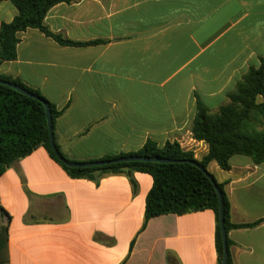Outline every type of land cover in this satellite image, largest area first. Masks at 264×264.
<instances>
[{"label": "crops", "instance_id": "obj_1", "mask_svg": "<svg viewBox=\"0 0 264 264\" xmlns=\"http://www.w3.org/2000/svg\"><path fill=\"white\" fill-rule=\"evenodd\" d=\"M18 13L0 2V25ZM54 33L85 46L58 43L37 28L19 32L17 57L0 74L37 89L60 115L55 142L76 161L178 141L200 159L192 137L197 99L215 111L264 55V0H77L47 12ZM264 100V97H261ZM230 169L211 161L224 185L233 223L264 218V162L241 154ZM73 177L40 145L0 175L2 264H218L217 218L209 208L145 220L149 173ZM234 264H264V221L232 228Z\"/></svg>", "mask_w": 264, "mask_h": 264}, {"label": "trees", "instance_id": "obj_2", "mask_svg": "<svg viewBox=\"0 0 264 264\" xmlns=\"http://www.w3.org/2000/svg\"><path fill=\"white\" fill-rule=\"evenodd\" d=\"M10 1L17 8L18 13L11 21L2 22L0 25V64L17 57V45L20 41L18 34L28 28H37L62 45L85 46L97 42L75 41L66 38L60 33L52 32L45 23L46 14L54 5L77 0ZM0 79L16 83L39 97H30L0 83V175L7 167L30 154L40 145L44 146L73 177H88L98 181L103 175L125 173L136 187L133 173L136 171L149 173L153 178V185L146 197L143 227L151 217L157 215L183 214L206 208L212 209L217 218L218 264H222L224 242L220 226V197L214 182L221 191L229 248L231 240L228 233L232 228L251 227L264 221L262 218L255 222L233 223L230 218V200L224 185L218 183L209 171L214 181L202 169L189 162L197 161L207 169L211 161H216L221 168L230 169V159L236 154L249 156L256 164L264 162V100H261V97H264V55L260 57L258 66L248 68L236 83L235 88L228 93L226 103L220 105L215 111L210 110L201 100L197 99L196 113L191 127L192 137L208 145V152L200 159L195 157L193 150L183 148L176 140L167 141L159 146L157 142L148 139L144 146L136 152H122L118 155L89 160L117 159L131 155L176 160L166 163L138 160L90 167H70L62 163L55 156L50 145L47 115L41 99L46 100L50 107L52 124L61 111H58L37 89L26 86L19 79L2 74H0ZM0 214L8 221L7 214L2 207H0ZM7 260L8 230L6 226L0 232V264ZM168 262L169 264H180L178 259L171 255L168 256ZM227 264H234L230 251Z\"/></svg>", "mask_w": 264, "mask_h": 264}, {"label": "water", "instance_id": "obj_3", "mask_svg": "<svg viewBox=\"0 0 264 264\" xmlns=\"http://www.w3.org/2000/svg\"><path fill=\"white\" fill-rule=\"evenodd\" d=\"M0 83L8 85L30 97L33 98H39L36 94L33 92L19 86L16 83L10 82L8 80L0 79ZM46 110V115H47V121H48V128H49V133H50V145L52 150L54 151L55 156L64 164L70 166V167H90V166H97V165H105V164H110L112 162H121V161H151V162H175L176 160L173 159H168V158H162V157H154V156H146V155H131V156H122L117 159H105V160H95V161H71L67 159L59 150L55 139H54V134H53V124H52V115H51V110L50 107L47 103L46 100L41 99ZM192 164H195L198 166L200 169H202L207 175L214 181L213 177L210 175L208 170L204 168L199 162L197 161H189ZM215 183L216 190L219 194L220 197V226L222 229V237H223V242H224V254H223V259H222V264H227L228 261V256H229V247L227 244V234L225 230V219H224V214H223V204H222V196H221V191L219 186Z\"/></svg>", "mask_w": 264, "mask_h": 264}]
</instances>
